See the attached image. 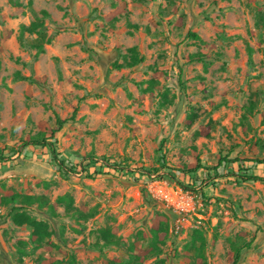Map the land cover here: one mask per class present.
<instances>
[{
    "label": "rangeland",
    "instance_id": "374dc122",
    "mask_svg": "<svg viewBox=\"0 0 264 264\" xmlns=\"http://www.w3.org/2000/svg\"><path fill=\"white\" fill-rule=\"evenodd\" d=\"M0 155V264H264V0H0Z\"/></svg>",
    "mask_w": 264,
    "mask_h": 264
},
{
    "label": "trees",
    "instance_id": "16d2710c",
    "mask_svg": "<svg viewBox=\"0 0 264 264\" xmlns=\"http://www.w3.org/2000/svg\"><path fill=\"white\" fill-rule=\"evenodd\" d=\"M190 37L194 39H198L195 34H189ZM128 53L130 55L131 61L134 65L137 63H140L141 60H137L136 54H134L133 50H128ZM114 67L119 68L120 66H117V64H114ZM66 121H63L59 119L58 117L55 119V127H49L47 124L43 123L41 124V131L39 134L34 138H27L25 141L21 142L19 145L18 153L20 154L23 150H25L28 147H39V148H45L49 151L50 155L52 156V162L54 163L57 171L61 174L62 177H68L69 174H74L75 170L72 166L66 167L64 161L59 159V154H57L54 150L53 145V139L55 138L56 134L62 129ZM203 135L205 137H208V130H204ZM9 158H4L0 155V162L5 161ZM90 160L95 161L93 157H90ZM196 165L194 168L189 170V173H195L196 170L202 169V167L199 165V158L196 157ZM248 162L253 163L252 168L257 164H261L264 161H257V160H248ZM226 163H233L232 161H228L226 158H220L219 159V167L222 166V164ZM115 167V166H110ZM251 169V167H247L243 169L241 167V170L245 172L243 175L235 174L239 179L243 180L244 182L249 181H259L264 183V177H259L256 175H250L247 172ZM216 170V168L214 169ZM12 222L16 226H27L31 228V234H30V241L33 244L39 245L42 243L45 239L49 238L51 236V231H49L48 226L45 225L41 221H37L28 215L24 213H18L15 214L12 218ZM248 247V245L246 246ZM240 249L236 250V254L234 255L235 261L239 255Z\"/></svg>",
    "mask_w": 264,
    "mask_h": 264
}]
</instances>
